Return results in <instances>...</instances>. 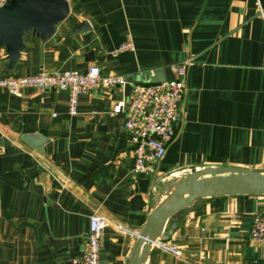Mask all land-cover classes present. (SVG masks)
Here are the masks:
<instances>
[{"label":"crops","instance_id":"crops-1","mask_svg":"<svg viewBox=\"0 0 264 264\" xmlns=\"http://www.w3.org/2000/svg\"><path fill=\"white\" fill-rule=\"evenodd\" d=\"M67 1L56 33L26 35L13 69L0 52V81L98 66L154 84L193 57L178 136L154 171L135 174L126 117L110 114L132 84L83 95L74 117L65 91L0 88V264H73L93 215L109 221L100 264H131L174 176L223 167L264 174V0ZM129 40L134 49L120 52ZM263 212L264 195L199 199L154 235L140 264H264V241L251 235Z\"/></svg>","mask_w":264,"mask_h":264},{"label":"built area","instance_id":"built-area-1","mask_svg":"<svg viewBox=\"0 0 264 264\" xmlns=\"http://www.w3.org/2000/svg\"><path fill=\"white\" fill-rule=\"evenodd\" d=\"M9 1L0 0V7ZM260 15L264 20V9L261 5ZM133 49L134 45L129 40L119 51ZM193 64L194 58L190 57L182 63L171 65L170 68L176 77L163 83H133L129 77L105 75L98 66H91L85 73L42 70L36 76L2 80L0 88L7 89L14 95L27 88L38 90L54 88L65 91L68 93V112L74 117L79 113V100L83 95L97 88H115L132 84L129 101L115 102L110 114L125 115L124 127L134 147L133 173L141 174L154 171L155 166L165 158L169 145L178 136L180 115L188 91V75ZM108 226L109 221L105 217L100 215L91 217L84 252L73 261V264H100L102 237ZM251 235L254 240L264 241V212L256 215ZM166 248L174 251L177 256L181 255L180 251ZM251 264L261 263L255 260Z\"/></svg>","mask_w":264,"mask_h":264},{"label":"water","instance_id":"water-1","mask_svg":"<svg viewBox=\"0 0 264 264\" xmlns=\"http://www.w3.org/2000/svg\"><path fill=\"white\" fill-rule=\"evenodd\" d=\"M69 14L67 0H10L0 7V52L5 50L10 68L15 67L26 49V35L32 34L41 40L52 37ZM83 30L84 27H80L75 32ZM159 75L162 74L157 73ZM163 81L164 78L159 79ZM175 195V202L156 209L148 218L131 264L141 263L144 250L156 241L153 232L157 227L192 207L199 199L264 195V174L233 167L194 170L175 186Z\"/></svg>","mask_w":264,"mask_h":264},{"label":"bare ground","instance_id":"bare-ground-1","mask_svg":"<svg viewBox=\"0 0 264 264\" xmlns=\"http://www.w3.org/2000/svg\"><path fill=\"white\" fill-rule=\"evenodd\" d=\"M174 178H176V180L175 179L173 180V182L176 181L175 182L176 183L175 186H176L182 180V177H175L174 176ZM175 199H176V195H175V192H173L167 197L165 204L170 205L173 202H175ZM164 228H165V222L154 230L153 235H155V236L161 235L164 231Z\"/></svg>","mask_w":264,"mask_h":264},{"label":"rangeland","instance_id":"rangeland-1","mask_svg":"<svg viewBox=\"0 0 264 264\" xmlns=\"http://www.w3.org/2000/svg\"><path fill=\"white\" fill-rule=\"evenodd\" d=\"M144 83H147V81H144ZM172 192H175V187L172 189Z\"/></svg>","mask_w":264,"mask_h":264}]
</instances>
